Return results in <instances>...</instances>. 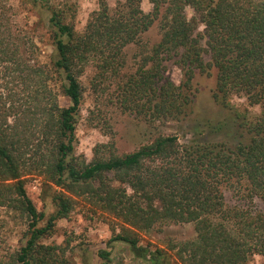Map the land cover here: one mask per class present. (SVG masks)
I'll return each mask as SVG.
<instances>
[{"label":"trees","instance_id":"obj_1","mask_svg":"<svg viewBox=\"0 0 264 264\" xmlns=\"http://www.w3.org/2000/svg\"><path fill=\"white\" fill-rule=\"evenodd\" d=\"M22 1L48 12L53 53L48 64L26 59L0 1V207L27 220L23 242L0 255V264H68L59 245L42 239L78 204L109 224L98 264L111 262L115 244L149 264L171 258L176 264H250L255 254L264 255V209L252 205L255 198L264 201V0H148L147 12L141 0H117L112 8L100 0L82 31L74 28L70 7ZM154 23L159 39L143 42ZM132 45L137 65L121 78L125 48ZM167 60L182 72L179 83L165 75ZM87 68L95 90L117 79L116 105L161 123L189 116L195 72L214 70L211 97L229 113L206 122L207 139L159 133L117 153L112 138L96 144L87 161L75 151L80 77ZM55 77L66 106L51 86ZM234 95L259 113L235 108ZM31 175L46 186L52 212L38 210L28 196ZM223 189L248 205H229ZM171 222L192 223L195 236L170 241L169 251L140 243L139 232Z\"/></svg>","mask_w":264,"mask_h":264},{"label":"rangeland","instance_id":"obj_2","mask_svg":"<svg viewBox=\"0 0 264 264\" xmlns=\"http://www.w3.org/2000/svg\"><path fill=\"white\" fill-rule=\"evenodd\" d=\"M4 4L9 16L11 31L20 40V51L30 61L50 63L53 47L48 34V12L42 8H36L22 0H0ZM55 4L70 7L69 17L77 31H82L86 20L93 10L99 6L100 0H53ZM108 5L114 7L117 0H106ZM141 8L147 12L151 9L148 0H141ZM188 16L192 11L186 9ZM159 39L158 26L154 23L143 34V42L152 44ZM137 51L136 46L125 48L126 62L121 78L127 73H132L137 65V59L133 56ZM165 75L175 83L182 79V72L171 60L164 62ZM92 72L90 68L81 75L83 84V96L80 113L76 123L75 151L81 154L87 161L93 156V147L113 138L117 153L131 152L140 145L150 142L159 133L177 134L180 140H192L194 138L207 139L212 136L206 122L216 121L228 116L229 111L215 103L211 97L215 83V72H195L191 85V112L183 120H168L161 123L150 121L148 116L133 110H123L116 105L115 93L118 80L113 79L105 85L103 90H96L91 83ZM119 79V78H118ZM120 81V80H119ZM60 79L55 77L51 86L58 94V102L62 106L68 104V99L60 94ZM102 85V86H103ZM231 104L240 111L246 110L249 116L259 113L258 106H249L245 97L234 95ZM108 121L112 130L107 133ZM198 123L206 133L198 134ZM192 128L194 130H192ZM27 177V176H26ZM28 196L38 210L50 213L53 206L50 196H47L46 186L42 185L41 178L35 175L28 176L25 181ZM225 200L229 205H248L247 200L235 197L228 189H223ZM242 200V201H241ZM256 208L264 209V201L255 198L252 203ZM249 206V207H253ZM41 223H44L42 221ZM27 228V220L17 212L7 211L0 207V255L7 256L16 250L23 242L24 231ZM109 224L98 214L87 210V207L78 204L66 218L56 221L53 233L42 239L45 244H57L63 249L64 257L68 264H98L101 259L97 256V250L107 248L106 241L110 237ZM140 243L148 244L150 248L161 247L169 251L170 241H179L193 238L195 231L192 223H167L157 226L150 232H139ZM111 262L105 264H149L141 259H136L127 249L120 244H115L111 252ZM170 264H176L174 259H169ZM250 264H264V255L255 254Z\"/></svg>","mask_w":264,"mask_h":264}]
</instances>
